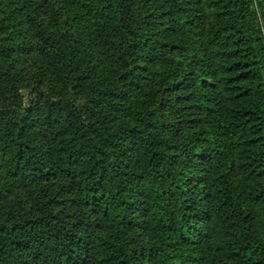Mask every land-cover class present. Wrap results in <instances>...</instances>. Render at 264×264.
I'll use <instances>...</instances> for the list:
<instances>
[{"label": "trees", "instance_id": "trees-1", "mask_svg": "<svg viewBox=\"0 0 264 264\" xmlns=\"http://www.w3.org/2000/svg\"><path fill=\"white\" fill-rule=\"evenodd\" d=\"M6 4L0 264H264V0Z\"/></svg>", "mask_w": 264, "mask_h": 264}, {"label": "rangeland", "instance_id": "rangeland-1", "mask_svg": "<svg viewBox=\"0 0 264 264\" xmlns=\"http://www.w3.org/2000/svg\"><path fill=\"white\" fill-rule=\"evenodd\" d=\"M9 0H5V3L8 4V6L5 8V12L6 13H10L13 11V9H15V4H14V1L16 0H12V1H9ZM11 2V3H10ZM6 4V5H7ZM66 6L68 7V5L66 4ZM69 10L73 13V12H76L77 15H79L80 17L82 16V12L81 10H78L76 6H69ZM83 17H81L82 19ZM86 29V28H85ZM88 31V29H87ZM90 32V31H89ZM42 62V60H38V63ZM25 89V88H24ZM26 91V90H25ZM24 98H27L28 95L27 94H23L22 95ZM0 187L3 189V190H6L7 189V185H5L6 181L4 182V178L5 176L2 175V177H0ZM61 183V180H59L57 182V184H55L53 186V189H54V194H57V197L58 199H61V192H60V189L62 188V185L63 184H59ZM8 188L10 189V192H9V195H8V198L6 200V202L0 207V218H7V217H18L20 215H22V213L24 212L25 209L28 208V206H30V201L27 199L26 195H27V192L25 189H21V188H18V187H14L11 185V187L8 186ZM63 206H58L57 208V211L59 210H62ZM39 231V236H43L45 237V232L46 231V227L43 226V225H35V228L32 229V231L29 233V243L30 245H34L36 246L37 244V241L35 239V232ZM32 236V237H31ZM39 239V238H38ZM42 248V247H40ZM34 264H37V263H34Z\"/></svg>", "mask_w": 264, "mask_h": 264}]
</instances>
